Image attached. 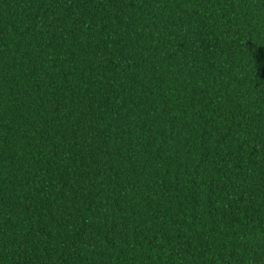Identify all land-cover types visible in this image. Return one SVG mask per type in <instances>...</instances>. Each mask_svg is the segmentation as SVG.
<instances>
[{
    "label": "trees",
    "instance_id": "trees-1",
    "mask_svg": "<svg viewBox=\"0 0 264 264\" xmlns=\"http://www.w3.org/2000/svg\"><path fill=\"white\" fill-rule=\"evenodd\" d=\"M0 264H264V0H0Z\"/></svg>",
    "mask_w": 264,
    "mask_h": 264
}]
</instances>
